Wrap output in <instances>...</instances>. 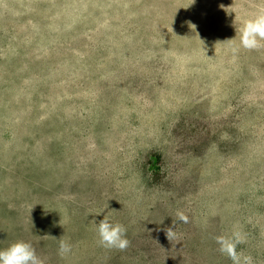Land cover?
<instances>
[{
    "label": "rangeland",
    "instance_id": "374dc122",
    "mask_svg": "<svg viewBox=\"0 0 264 264\" xmlns=\"http://www.w3.org/2000/svg\"><path fill=\"white\" fill-rule=\"evenodd\" d=\"M260 9L0 0V249L29 242L44 264H232L215 237L235 228L237 251L264 264V42L239 47L234 25ZM104 216L126 228L125 250L100 245Z\"/></svg>",
    "mask_w": 264,
    "mask_h": 264
},
{
    "label": "clouds",
    "instance_id": "9594fccd",
    "mask_svg": "<svg viewBox=\"0 0 264 264\" xmlns=\"http://www.w3.org/2000/svg\"><path fill=\"white\" fill-rule=\"evenodd\" d=\"M234 25L235 38H239V47L253 50L262 46V42H264V9L258 10L252 18L243 22H238L235 17ZM232 50L233 52L237 51V47H233ZM176 215L180 222H188V217L183 212L178 211ZM94 223L101 246L121 251L129 246L130 241L126 237L127 230L122 224L109 222L107 216H104L98 223L96 221ZM173 235L174 231L168 228L167 236ZM57 240L59 241L58 254L61 257L69 254L72 250L71 244L62 237ZM215 242L219 246V252L228 257L232 264H252L251 256H245L237 251V246L244 242V234L241 231L234 228L230 235L216 236ZM0 264H44V261L37 255L31 243L21 240L7 248L0 249Z\"/></svg>",
    "mask_w": 264,
    "mask_h": 264
}]
</instances>
